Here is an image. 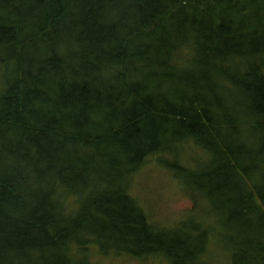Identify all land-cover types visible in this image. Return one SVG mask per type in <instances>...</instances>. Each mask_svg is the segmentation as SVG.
Returning <instances> with one entry per match:
<instances>
[{
    "label": "trees",
    "instance_id": "1",
    "mask_svg": "<svg viewBox=\"0 0 264 264\" xmlns=\"http://www.w3.org/2000/svg\"><path fill=\"white\" fill-rule=\"evenodd\" d=\"M166 152L207 202L172 227L130 192ZM216 232L264 264V0H0V264H212Z\"/></svg>",
    "mask_w": 264,
    "mask_h": 264
},
{
    "label": "rangeland",
    "instance_id": "2",
    "mask_svg": "<svg viewBox=\"0 0 264 264\" xmlns=\"http://www.w3.org/2000/svg\"><path fill=\"white\" fill-rule=\"evenodd\" d=\"M178 153L180 162L190 168L202 164L199 161L205 156V152L193 142L182 145ZM176 158L172 152L149 155L133 174L130 185L132 195L148 210L154 223L163 227L175 226L193 215L202 217L204 215L201 213L207 210V202L194 194L199 191L191 184L188 187L184 180L169 168V164L167 165ZM216 235L217 232L210 238V244L205 251L207 258L211 259L212 264H231L228 253L219 246ZM94 251L93 248L91 256L98 264H169V261L160 255L143 259L114 254L104 257L94 254ZM207 258L205 259L208 260Z\"/></svg>",
    "mask_w": 264,
    "mask_h": 264
}]
</instances>
